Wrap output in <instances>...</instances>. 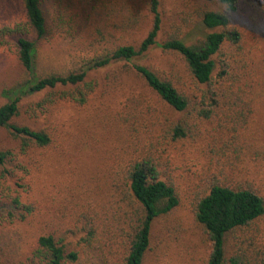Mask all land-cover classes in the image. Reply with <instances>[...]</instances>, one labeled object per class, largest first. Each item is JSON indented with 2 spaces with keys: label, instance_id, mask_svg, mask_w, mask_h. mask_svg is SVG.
Listing matches in <instances>:
<instances>
[{
  "label": "trees",
  "instance_id": "obj_1",
  "mask_svg": "<svg viewBox=\"0 0 264 264\" xmlns=\"http://www.w3.org/2000/svg\"><path fill=\"white\" fill-rule=\"evenodd\" d=\"M193 2L167 27L161 0H0V47L16 48L28 76L4 91L8 101L0 105V135L8 139L0 145V178L28 176L32 160L24 162L25 156L57 142L53 121L33 126L22 120L24 108L43 109L59 99L83 106L94 93L103 101L128 86L122 109L107 106L98 114L109 133L125 137L122 147L113 148L122 154L121 168L112 167L102 183L110 198L118 195L127 207L117 219L125 237L123 264H143L154 223L168 219L181 204L166 156L172 142L202 138L210 143L206 150L219 156L194 199L195 221L209 241L207 264H264V186L251 172L233 169L244 160L264 163V122L259 118L264 111V0ZM145 7L151 27L139 44L120 45L65 73H38L42 43L59 37L93 43L109 33H128L142 24ZM155 47L167 59L164 66L145 62ZM103 194L106 209L111 199ZM10 206L2 208L20 221L36 210L21 195ZM89 212L77 211L74 220L85 242L95 237L100 215ZM36 256L40 264L79 259L78 251L54 232L39 235Z\"/></svg>",
  "mask_w": 264,
  "mask_h": 264
},
{
  "label": "rangeland",
  "instance_id": "obj_2",
  "mask_svg": "<svg viewBox=\"0 0 264 264\" xmlns=\"http://www.w3.org/2000/svg\"><path fill=\"white\" fill-rule=\"evenodd\" d=\"M161 1L167 27L171 20L178 19L180 12L191 9L194 3V0ZM143 14L142 24L128 33H109L93 43L65 42L60 37L42 43L37 60L38 73H65L75 67L85 66L91 58L120 45L139 44L151 27L147 7ZM242 19L245 21V16ZM147 56L145 62L155 66H164L167 61L158 47L153 48ZM104 76L105 71L98 75L100 81ZM26 77L16 48L12 45L0 47V105L8 101L4 91ZM131 82L134 83L133 89L137 90L135 80L131 79ZM123 89L112 91L103 101L99 99L100 95L95 96L94 93L93 98L83 106L59 99L43 109L24 108L22 120L33 126L53 121L59 135L54 146L31 151L29 156H25L27 160L24 159V162L31 159L33 164L30 163L32 169L28 176L19 173L13 179L0 178V264H40L36 256L38 238L46 232L65 237L69 248L78 251L79 259L67 264L124 263L122 243L125 237L117 219L124 217L127 207L118 195L110 198L108 195L111 192L107 194L102 183L107 180L108 175L105 173L114 166L118 167L119 160L122 162V154L115 153L113 148L122 147L120 142L125 137L118 131L116 135L109 133L98 115L107 106L119 110L126 105ZM127 89L128 86L124 89L125 93ZM159 107L164 109L166 106ZM259 115L264 122V111ZM7 142L6 135L1 134L0 145ZM172 143L173 150H169L166 156L181 189V204L168 219L161 218L154 223L151 247L143 264H207L209 241L195 221L194 199L199 186L203 185L207 169L212 166L211 162H215L219 156L206 150L210 143L203 138L195 143L189 140ZM251 163L246 164L244 160L233 166V169L238 174L251 172L257 177L258 183L264 186V163L262 166ZM102 194L111 199L109 208L104 209ZM16 195H21L26 203L36 206L34 214L24 221L13 218L2 208L11 207V200ZM96 210L100 213L95 220L97 233L91 241H82L83 233L74 223L77 220L75 214L77 211H85L86 214L90 211L91 216H94ZM83 225L80 223L79 227ZM68 227L75 231L67 232ZM262 232L264 238V224ZM112 241L116 242L114 247Z\"/></svg>",
  "mask_w": 264,
  "mask_h": 264
}]
</instances>
